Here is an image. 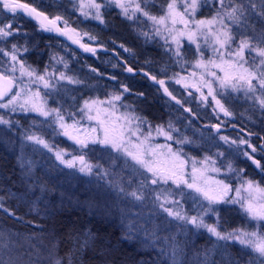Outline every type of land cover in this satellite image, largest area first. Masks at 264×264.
I'll return each instance as SVG.
<instances>
[{
  "label": "rangeland",
  "instance_id": "rangeland-1",
  "mask_svg": "<svg viewBox=\"0 0 264 264\" xmlns=\"http://www.w3.org/2000/svg\"><path fill=\"white\" fill-rule=\"evenodd\" d=\"M21 1L46 3L57 9L58 13L66 11V18L54 16L52 20L59 17L63 30H71L83 46L99 49L89 35L70 25L74 21L101 24V20L95 18L96 9L90 6L91 0ZM95 2L103 5L99 10L101 18L104 10H115L131 25L143 44L158 48L165 56L166 62L160 69L162 77L154 81V86L162 80L163 86L171 94L165 97L164 103L168 118L161 125L147 123L136 111L134 99L117 80L93 72L92 68L86 66L87 56L56 37L51 46L46 45L48 50L42 68H34L52 86L45 88L44 82L35 77L21 75V64L26 69H33L25 62L28 50L34 45L29 41L28 34H41L46 38L53 36L42 33L39 27L28 24L30 22L21 16L0 11V26L7 23L13 26L11 36L0 38V48L8 53L0 52V73L14 77L16 88L13 94L20 93L15 111L12 110L13 106L0 108V116L10 122L0 124V148L16 164L24 183L29 209L45 213L52 206L66 205V202L80 205L93 214L115 222L128 239L159 255L169 264H259L258 255L250 248L235 241L218 240L204 228L197 229L186 221L169 216L161 205L188 217L202 215L203 208L211 207L216 209V214L204 215V221L218 225L221 232L242 229L264 236V220L253 219L241 206L244 204L246 207L248 199L257 209L264 204V193L253 191L250 196L245 191L249 179L244 169L245 164H249L260 175V166H256L253 160L259 165L264 162V146H254L249 135L242 130L256 126L264 128V106L260 103L264 98V89H260L257 81L253 80L257 90L248 91L246 83L238 79L246 75L239 64L249 69L253 64L259 67L262 58L246 50L245 59L248 62L245 63L231 54L241 38H250L253 44H259L264 39V0H225L229 10L242 6L243 16L251 20L247 22L242 16L238 23H234L225 18L227 30L236 37L230 42L231 48H221L216 43V34L225 30L219 23L211 26L209 33L208 28L196 31L194 23H189L186 28L179 16L175 24L169 17L161 25L153 23L142 12H134L135 4L139 3L153 16H167V6L173 0H122L129 9L131 19L113 0ZM185 2L191 3V0H175L177 12H184ZM219 9V0H208V3L198 7L195 19H211ZM185 19H189V16L185 15ZM25 27L30 30L29 33L24 30ZM190 31H196L194 43L188 39L187 33ZM181 32L185 35H180ZM173 36L177 37L179 45L173 41ZM178 47L179 56L176 55ZM13 54L18 62L11 60ZM88 58L92 59V63L95 61V57ZM198 63L201 66H197ZM13 64L16 68L14 73L8 70ZM61 73L78 82L69 83L66 79H60ZM226 73L231 80L222 87L221 80ZM232 84L237 85L235 90ZM37 92L39 97L34 96ZM158 94L164 96L159 88ZM117 95L121 97L120 100L114 99ZM25 100L29 103L24 104ZM85 101L92 105L91 110L85 108ZM93 101L96 103L93 104ZM33 102L43 104L46 110L57 109L64 117L63 123L69 126L68 135H64L65 129L60 127L56 113L45 118L31 111ZM21 104L29 110L20 108ZM221 106L230 115L228 121L218 113ZM90 116L92 119H89ZM197 120L204 122L205 127H192V121ZM157 127H162L172 139L158 134ZM215 127L220 131L214 132ZM102 128H107L110 138L120 142L128 151L141 154L145 161L163 172L176 173L181 177L179 186L172 179L157 184H152L149 179L142 185L141 181L151 177V173L125 155L123 150L92 143L93 138H103ZM28 136L43 139L52 151L28 140ZM70 136L75 139H70ZM221 137H227V140ZM76 139L86 141L87 147L76 143ZM242 140L246 143H241ZM57 151L62 153L65 161H72L74 166L61 163L56 158ZM177 153L178 158L174 155ZM81 156L83 161L80 165ZM229 165L232 170H229ZM81 168H84L83 172ZM185 181L195 182L211 196L223 194L221 185L217 183L223 181L230 189L225 199H239L240 202L210 205L203 196L188 188ZM253 185L264 189L254 182ZM236 189H240L239 198ZM132 191L142 194V199L131 196L129 193ZM33 242L21 236L0 234V264H57L44 245L38 244L35 248Z\"/></svg>",
  "mask_w": 264,
  "mask_h": 264
},
{
  "label": "trees",
  "instance_id": "trees-1",
  "mask_svg": "<svg viewBox=\"0 0 264 264\" xmlns=\"http://www.w3.org/2000/svg\"><path fill=\"white\" fill-rule=\"evenodd\" d=\"M21 2L49 19L54 16L66 18L68 15L66 11L58 13L57 9L46 3ZM243 19L251 22L248 17L243 16ZM102 20L101 24L80 21L70 23L73 28L89 35L97 48L105 51L96 53L93 63L87 57L86 66L100 76L117 80L128 89L141 118L151 125H161L168 118L164 108L166 98L158 94L154 81L162 77L160 69L166 62L165 56L158 48L143 44L131 25L115 10H104ZM24 30L30 32L27 27ZM54 38L29 33L28 39L34 45L28 50L25 62L33 69L42 68L48 50L46 45L51 46ZM121 61L125 66L120 65ZM126 68L132 69L133 74L128 75ZM201 125L204 128V122L192 121L195 129ZM236 126L242 129L240 125ZM242 130L249 135L254 146H264V128L256 126ZM244 169L250 181L264 187V162L260 164V175L249 164H245ZM23 185L14 160L0 148L1 235L31 239L35 248L38 244L44 245L48 255H53L57 264H169L159 255L128 239L115 222L93 214L80 205L66 202V205L52 206L45 213L30 210Z\"/></svg>",
  "mask_w": 264,
  "mask_h": 264
},
{
  "label": "snow or ice",
  "instance_id": "snow-or-ice-1",
  "mask_svg": "<svg viewBox=\"0 0 264 264\" xmlns=\"http://www.w3.org/2000/svg\"><path fill=\"white\" fill-rule=\"evenodd\" d=\"M113 2L116 4L117 7L121 8L123 11V14L131 19L132 17L129 15V9L128 7L122 2V0H113ZM0 3H2V6L4 9H6L9 12L15 13L17 8H23L29 15H32L36 18H39L41 16V13L37 12L36 9L34 8H29L27 4H17L10 2V0H0ZM203 4L208 3V0H191V3L185 2L184 4V12L179 13L176 11V4L175 0H173L172 3L168 4V15L167 16H161V17H156L151 15L148 11L144 10L141 8V5L139 3L135 4L134 7V12H142L144 16H146L149 20L153 21L155 24H164L165 20L168 19L169 17L172 18L173 24L176 23V17L179 16L180 22L185 25L187 28L189 23H194L196 25V31H199L202 28H208L209 33H211V26L219 23L223 29H225L222 32H219L216 34V43L220 45L221 48H224L225 46H228L231 48V43L232 41L235 40V36L228 31V25L224 24L225 18H228L232 20L234 23H238L240 21V18L244 15V9L242 6H236L232 7L230 10L228 7L225 5V0H219L220 4V9L217 11L216 16H213L211 19H200L196 20L195 19V13L198 9V7L202 6ZM91 7L96 9L95 13V18L98 20H101V23L103 22L100 14V8L103 6L102 3H96L95 0H91ZM254 7V6H253ZM189 9L191 10L189 12ZM185 15L189 16V19H185ZM44 19H47V17H44ZM56 19H60L59 17H56ZM50 23H55V21H50ZM44 27V25H41ZM13 26L11 23H7L4 26H0V38H7L13 34ZM45 30H49L45 28ZM59 31V29H57ZM196 31H190L187 33L188 39L191 42H195L193 39L196 35ZM65 34V33H61ZM157 34L159 32L157 31ZM180 35H185L184 32H181ZM223 37V39H221ZM173 41L176 42L179 45V41L177 37L173 36L172 37ZM83 47V45H82ZM13 49L15 50V45H13ZM200 46L197 44V50L199 51ZM86 51H92L91 49L85 48ZM248 52H255L258 56H260L262 59L259 61V67H257L255 64L252 65V68H244L243 64H239V67L243 69V72L246 73V75H241L238 77L239 80H243L246 85H247V90L251 92H255L256 85L252 83L253 80H256L259 88L264 89V39L260 41L259 44H253L252 40L250 38H241L239 40V45L236 48V50L231 53L232 55L238 57L239 61H244L247 63L248 61L245 59V51ZM216 51V49H214ZM0 52H4L3 48H0ZM5 55H8L7 52H4ZM176 55L179 56L181 53L179 52V47L177 48ZM11 60L12 61H17L16 55H11ZM209 63H212V61H209ZM66 66V65H65ZM197 66H201L199 63ZM11 72H15L16 68L15 65L13 64L10 69H8ZM20 70H21V75H27L29 77H35L37 80L44 82V87L49 88L52 86L49 81L45 80L44 75H38L34 69H26L23 64L20 65ZM128 71H132V69H128ZM213 75H215L213 73ZM60 79H66L68 80L69 83H74L78 81H73L71 77L65 76L63 73L60 74ZM152 79H155V77H152ZM14 77H9L6 76L2 73H0V81H5L6 84L8 85L7 87H0V101H4L5 97L8 96V94L11 92V85L13 83ZM231 80V77L228 76L226 73L225 78L221 80V86H226L229 84ZM157 83H160L163 85V81H157ZM233 89L235 90L237 85L232 84L231 85ZM124 91H128L127 88L124 89ZM165 92L167 93V89H165ZM171 95L170 93H168ZM39 93H34V96L39 97ZM20 93L17 92L13 94L5 103H0V108H9L10 106L12 107V110L15 111L16 108L14 107L16 105L17 100L19 99ZM115 100H120L121 97L119 95L114 97ZM29 101L25 100L24 104H28ZM93 104L96 103L95 101L92 102ZM179 103V101H177ZM219 104V101H217ZM260 103L262 106H264V98L260 100ZM24 104L19 105L20 108L24 109L25 111H28V108H25ZM85 108L91 110L92 105L88 102L85 101ZM222 110L225 112V115H228L229 113L227 112L226 109H223V106H221ZM31 111L36 112L38 115H41L45 118H47L49 115L52 113H56V119L60 121V127L65 129L64 135H68L67 128L69 127L68 125L63 123L64 117L60 115L59 111L57 109H51V110H46L43 104H37V103H31ZM89 119H92L90 116ZM135 119H140L139 117H135ZM130 122V121H129ZM10 122L8 120H5L2 116H0V124H9ZM139 131V127L136 129ZM95 131V129H93ZM102 131L104 133V136L102 139L98 138H93L92 143H100L101 145H110L114 150L121 151L123 150L124 154L127 156H130L133 161H135L136 164H139L141 167L145 168L149 173H151V177H145L144 180L141 181V184L143 185L145 181L149 180L151 181L152 184H157L159 182H164L167 183L169 179H172L174 183L179 186V183L181 182V177L177 176L176 173L174 172H163L159 168L153 166L150 162L145 161L142 158V155L139 153H132L128 151L126 147H123L120 142H117L115 139L110 138L109 136V131L107 128H102ZM158 134H163L166 136L167 139H172L170 135H168L166 132H164L162 127H157L156 129ZM151 135V132H149V136ZM70 139H75L73 137H69ZM28 140L34 141L37 144L43 145L45 148H47L49 151H52L51 146L46 143L43 139L36 137V136H28ZM147 139V137H146ZM221 139L227 140V137H221ZM178 143H184L187 141H177ZM76 143L80 144L82 147H87V142L82 141L79 139H76ZM241 143H246V141H241ZM251 147V145H249ZM171 151V149H169ZM255 151V149H253ZM178 158V153L174 154ZM246 156H248V153H245ZM56 158L61 161V163H65L68 167H73L74 164L72 161H65L63 159V155L61 152L57 151L56 152ZM249 159H252L251 156H248ZM81 161H83V157H80ZM253 163L257 164L259 167V163L255 160H253ZM229 170L231 169V165H229ZM80 171H84V168H81ZM90 171V168H89ZM218 171V170H217ZM187 187L190 189H193L196 193L199 195L203 196L204 199L209 201V204H214V203H221V202H228V203H238L240 202L239 199H232V200H226L225 197L227 196L229 189V185L225 184L223 181H218L217 183L221 185L223 189V194L220 196H211L208 194L207 191L203 190L202 188L198 187L195 182L193 183H187ZM247 187L245 188V191L249 192V195L251 196V193L253 191H257L260 193H264V189L259 188L258 186H254L252 181H247L246 182ZM120 191H124L123 188L120 189ZM237 197H240V189H236ZM131 196H133L135 199L140 200L142 199V194H140L138 191H132L129 193ZM242 207H244L245 211L249 213V215L256 220H264V204L260 205V208L257 209L251 199H248L247 206L245 207L244 204H241ZM163 210L168 213L169 216H172L176 219H179L181 221H186L189 224H192L195 228H204L206 229L211 235L215 236L218 240H224V241H235L239 243L242 246L248 247L252 250V252L256 253L259 258V264H264V236H258L256 232H248L242 229H235L232 232H221L218 230V225H211L208 224L204 221L203 216L207 215L208 213H213L216 214V209H213L211 207L203 208V214L202 215H193L191 217H188L187 215H183L180 212H173L169 208H166L161 205ZM6 212L8 209H4Z\"/></svg>",
  "mask_w": 264,
  "mask_h": 264
},
{
  "label": "water",
  "instance_id": "water-1",
  "mask_svg": "<svg viewBox=\"0 0 264 264\" xmlns=\"http://www.w3.org/2000/svg\"><path fill=\"white\" fill-rule=\"evenodd\" d=\"M10 2L13 3H17V4H23L21 2H17L14 0H10ZM2 4V3H0ZM29 8H32L30 6H28ZM37 11V10H36ZM4 12H9L6 9H4ZM39 12V11H37ZM40 13V12H39ZM15 14L21 15L23 17H25L27 20L31 21L32 23H34L36 26L39 27L40 31L42 33H50L52 36H55L59 39H61L62 41L66 42L68 45H70L71 47H73L74 49H76L77 51H79L80 53H82L83 55L87 56V57H94L96 53L98 52H102L105 53L104 50H100V49H95L92 47H82V44L77 40L76 36L74 35V33L69 30V29H65L63 30L61 28V23L59 20L55 19H49L47 17V19H44V17H46L44 14L41 13V16L39 18H36L32 15H29L23 8H17ZM50 21H55V23H50ZM44 25V27H42L41 25ZM45 28L49 29V30H45ZM57 29H59V31H57ZM61 33H65V34H61ZM85 48L91 49L92 51H86ZM121 66H125V63L123 61L120 62ZM129 68H126V73L128 75H132L133 72L132 71H128ZM8 85L6 84L5 81H0V87H7ZM157 87L159 89L162 90L164 97H170L168 92H165V87L161 84H157ZM15 83L13 82L11 85V92L8 94V96L5 97L4 101L7 100L8 98L11 97V95L14 93L15 91ZM3 101H0V103ZM187 113H189V111H186ZM219 115L224 119V120H229L230 119V115H225V112L220 108L218 110ZM220 129L215 127L214 128V132H219ZM79 164H82L81 159L79 160ZM257 166V164H255Z\"/></svg>",
  "mask_w": 264,
  "mask_h": 264
},
{
  "label": "flooded vegetation",
  "instance_id": "flooded-vegetation-1",
  "mask_svg": "<svg viewBox=\"0 0 264 264\" xmlns=\"http://www.w3.org/2000/svg\"><path fill=\"white\" fill-rule=\"evenodd\" d=\"M0 11H1L3 14L14 15V13H12V12H4V8H3L2 4H0ZM204 127H205V126H204Z\"/></svg>",
  "mask_w": 264,
  "mask_h": 264
}]
</instances>
